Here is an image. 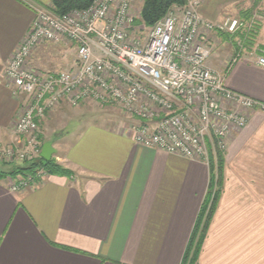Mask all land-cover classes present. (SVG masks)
Instances as JSON below:
<instances>
[{"label":"crops","instance_id":"obj_1","mask_svg":"<svg viewBox=\"0 0 264 264\" xmlns=\"http://www.w3.org/2000/svg\"><path fill=\"white\" fill-rule=\"evenodd\" d=\"M199 1L201 16L212 22L226 11L241 19L260 11L250 35L264 51V0ZM34 7L50 11V0H0V145L16 142L12 124L24 99L12 94L2 72ZM237 37H220L212 55L220 71L238 53ZM39 58L34 52L31 61ZM255 59H236L225 85L264 104V67ZM79 109L62 103L38 123L40 158L49 143L50 160L66 174H44L16 192L13 178L0 179V264H181L187 247L190 258L196 252L192 264H264L260 110L232 133L219 172H211L204 163L140 146L107 120L56 130L65 112Z\"/></svg>","mask_w":264,"mask_h":264},{"label":"built area","instance_id":"obj_2","mask_svg":"<svg viewBox=\"0 0 264 264\" xmlns=\"http://www.w3.org/2000/svg\"><path fill=\"white\" fill-rule=\"evenodd\" d=\"M199 0L170 7L150 28L134 13L132 0H92L83 9L62 15L34 7V16L2 72L13 95L22 100L12 131L15 143L0 145V163L34 162L40 158L38 123L60 104L77 107L87 100L112 104L135 121L128 129L133 141L206 165L222 153L235 130L264 104L232 91L225 77L240 57H255L264 67V51L249 41L260 19L225 17L205 20ZM134 10V11H133ZM239 35L238 53L223 71L208 61L220 37ZM44 44L70 45L74 64L59 72L30 64ZM45 173L10 179L13 192L36 185Z\"/></svg>","mask_w":264,"mask_h":264},{"label":"rangeland","instance_id":"obj_3","mask_svg":"<svg viewBox=\"0 0 264 264\" xmlns=\"http://www.w3.org/2000/svg\"><path fill=\"white\" fill-rule=\"evenodd\" d=\"M132 3H133V8L135 10L133 11L135 14H137L136 13L137 10L139 8L141 9L142 0H132ZM185 3H186V0H185ZM226 12H227L226 13L227 15L222 17V19H224L225 17L232 16L230 15V13H228L229 11H226ZM255 12H256L255 14H257V16H259L260 18L261 12L258 10L257 11L255 10ZM232 17H236V16H232ZM138 22L142 23L140 20H138L137 23ZM146 29H147V26H146ZM70 48H71L70 45H66V44H57V45L47 44V46L41 45L35 50V55H38L40 58L36 62H32L30 60V64L33 67L38 68L43 71L59 72L63 70H68L74 64V60H75V53ZM212 57L213 56H211V59H209L208 61L209 66L220 71L218 68H216V65L214 64V62H212ZM77 107H80V109L70 111V112H65V116L62 119L63 126L56 127V130H58L59 132H61L62 130L64 132H69L73 127H82V126L85 127L87 124L96 125V124L102 123L104 120L109 121V125H114L124 130H128L132 126V124H135L134 120L124 115L118 108H116L112 104H99L96 101L87 100L83 103H80ZM39 139L40 137L38 134V140ZM54 139H55V136L53 137L49 135H44L43 137V141L54 140ZM25 163H29V162H24L20 164H25ZM17 164L19 163H12V164H5V165H17Z\"/></svg>","mask_w":264,"mask_h":264},{"label":"trees","instance_id":"obj_4","mask_svg":"<svg viewBox=\"0 0 264 264\" xmlns=\"http://www.w3.org/2000/svg\"><path fill=\"white\" fill-rule=\"evenodd\" d=\"M92 0H50V12L55 15L65 14L73 9H83L91 4ZM185 4V0H142V5L140 9V21L147 27H151L162 18L168 9L173 6H182ZM254 35H250L249 41L246 44H252L254 41ZM222 153H217L216 159L210 160V170L211 172L217 168L219 172L221 167ZM37 170H42L45 174H66L67 171L62 169L55 164L53 160L44 161L39 158L37 161L17 164V165H0V179L6 178L7 176L11 178H16L18 176H35ZM211 206L209 208L208 214L210 213ZM191 244V243H190ZM190 247H187L185 255L181 264H192L194 262L195 250L193 254L190 255Z\"/></svg>","mask_w":264,"mask_h":264},{"label":"water","instance_id":"obj_5","mask_svg":"<svg viewBox=\"0 0 264 264\" xmlns=\"http://www.w3.org/2000/svg\"><path fill=\"white\" fill-rule=\"evenodd\" d=\"M52 152L53 151L51 150V145L49 143L43 145V148H42V151H41V158L44 161H49Z\"/></svg>","mask_w":264,"mask_h":264}]
</instances>
